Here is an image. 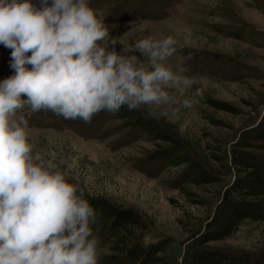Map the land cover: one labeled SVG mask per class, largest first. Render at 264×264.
Instances as JSON below:
<instances>
[{
    "label": "rangeland",
    "instance_id": "374dc122",
    "mask_svg": "<svg viewBox=\"0 0 264 264\" xmlns=\"http://www.w3.org/2000/svg\"><path fill=\"white\" fill-rule=\"evenodd\" d=\"M40 7V0H31ZM102 15L109 35L131 47L136 40H177V51L164 62L177 65L197 83L181 96L174 89L172 105H142L139 109L176 130L188 153L223 183L232 179L229 153L239 132L256 125L264 114V9L256 0H87ZM115 25V27H113ZM120 44L117 45L119 50ZM11 49L0 44V82L14 75ZM30 55V53H29ZM143 62L142 54L137 53ZM29 68L31 66H28ZM144 67L148 68L145 62ZM196 88L204 95L199 104L185 108L183 100ZM26 99V97H25ZM28 121L33 156L52 160L68 183L87 197L104 198L138 211L148 227L146 242L170 241L173 257L183 264L186 248L202 231L217 187L185 186L172 181L182 167L149 159L157 145L129 133L107 110L90 123L66 120L51 111L17 113ZM215 192V193H214ZM80 192L78 191L77 194ZM189 197V198H188ZM202 201V205L200 203ZM210 246L264 254V224L243 222L229 238ZM97 247V261L107 254ZM98 264V262H97Z\"/></svg>",
    "mask_w": 264,
    "mask_h": 264
},
{
    "label": "clouds",
    "instance_id": "9594fccd",
    "mask_svg": "<svg viewBox=\"0 0 264 264\" xmlns=\"http://www.w3.org/2000/svg\"><path fill=\"white\" fill-rule=\"evenodd\" d=\"M40 5L0 0V44L12 50L14 70L0 82V264H97L96 212L52 160L33 156L28 121L17 113L27 106L90 123L123 106L176 104L168 89L184 96L197 81L180 65L165 66L177 51L172 36L131 47L112 37L102 46L109 29L87 0ZM203 95L196 88L183 106L192 108Z\"/></svg>",
    "mask_w": 264,
    "mask_h": 264
},
{
    "label": "trees",
    "instance_id": "16d2710c",
    "mask_svg": "<svg viewBox=\"0 0 264 264\" xmlns=\"http://www.w3.org/2000/svg\"><path fill=\"white\" fill-rule=\"evenodd\" d=\"M256 1L264 9V0ZM114 116L129 133L159 144L149 154L150 160L162 161L169 167H182L172 183L176 188L186 190V196L191 192L185 186L209 185L218 189L214 192L202 231L185 250L183 264H264L262 253L210 246L232 236L245 221L264 224V114L256 125L239 132L228 159L232 179L223 184L188 153L171 124L151 118L141 109L130 111L127 106ZM83 198L97 215V221L92 225L98 239L97 247H104L108 252L99 257L98 264H180L172 255L169 240L145 241L148 227L138 211L100 197Z\"/></svg>",
    "mask_w": 264,
    "mask_h": 264
}]
</instances>
